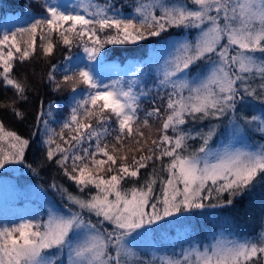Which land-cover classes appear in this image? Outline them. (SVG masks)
Listing matches in <instances>:
<instances>
[{"label":"snow or ice","instance_id":"6c2138e0","mask_svg":"<svg viewBox=\"0 0 264 264\" xmlns=\"http://www.w3.org/2000/svg\"><path fill=\"white\" fill-rule=\"evenodd\" d=\"M43 12L0 35V188L9 187L5 174L27 171L21 178L30 180L55 165L76 194L55 182L20 185L42 204L20 222L0 221V264H264V237L230 239L217 225L201 238L192 223L198 210L232 205L264 185V0H131L119 8L78 0L70 10L45 0ZM38 35L43 56L59 43L82 48L87 63L68 55L46 74L53 92L84 89L59 131L45 119L58 106L44 111L41 103V160L29 163L37 141L8 130L4 118H26L33 84L16 65L34 57ZM151 37L163 47L147 60L116 62L106 50ZM173 230L179 244L169 251L162 233Z\"/></svg>","mask_w":264,"mask_h":264},{"label":"trees","instance_id":"16d2710c","mask_svg":"<svg viewBox=\"0 0 264 264\" xmlns=\"http://www.w3.org/2000/svg\"><path fill=\"white\" fill-rule=\"evenodd\" d=\"M45 0H0V27L1 24L12 25L13 23H28L29 25L34 18L43 17V5ZM96 3L104 5L106 0H95ZM115 4L118 8L121 4L127 5L131 0H108ZM126 14L131 9L126 8ZM18 18L17 20H14ZM29 27V26H28ZM10 29V28H9ZM18 39H28L26 35H18ZM58 41V37H54ZM163 41L160 37H151L145 41H139L135 44L126 43L118 45H106V50L109 52L112 60L116 62H127L132 58H143L147 60L148 48L157 45ZM41 41L39 35L36 40V54L34 57L23 64L19 62L16 65V74L21 78H28L30 83L33 84V88L29 92L28 103L24 106L25 119H14L9 112L7 117L4 118L5 127L8 130L15 131L17 134L24 138H31L33 141H37L33 147H31L26 155L28 162L40 161L41 154L37 151L39 146V139L44 138V125L38 121L37 116L41 111V103L43 102L44 111H47V106L53 104L58 107L53 108L54 120L49 117V126L59 131L60 124L68 117L70 113V106L73 103L74 93L71 91L70 86H66L59 92H53L50 88H46V74L51 69V66L55 64L59 69L60 66L66 63L64 57L71 55L76 57L83 53L82 48L73 46L69 52L64 45L57 43V47L54 53L50 57H45L40 52ZM58 79L62 77V73L58 70L56 72ZM151 82L148 83V87H151ZM83 85H79L77 92H82ZM4 89L0 87V92ZM11 93L5 94V99L10 97ZM151 98L146 100L142 104V109L147 111L151 108ZM153 127H157L156 121H150ZM206 130V129H205ZM192 148L198 147V143H193ZM151 169L141 170L142 179L147 176V173ZM40 183L47 188L50 183L62 184L64 187L69 188L70 191L75 193V188L70 180H68L63 172L60 171L57 166L45 165L39 176H36ZM255 188L245 193L243 196H237L232 205L221 208H207L202 211L203 214L192 218V223L198 225V232L201 238L207 236L209 239L217 225L224 226L225 234L230 239H247L256 242L258 238L264 236V185L257 184ZM128 185H126L127 187ZM227 195V194H225ZM258 197L262 198V201H258ZM206 203L218 204L217 200L206 201ZM256 208H249L251 205ZM249 206V207H248ZM259 206V208H257ZM212 209V210H209ZM179 230H173L172 232L162 233L166 237L164 244L171 250L172 244H179L177 239V232ZM187 247V245H185Z\"/></svg>","mask_w":264,"mask_h":264},{"label":"rangeland","instance_id":"374dc122","mask_svg":"<svg viewBox=\"0 0 264 264\" xmlns=\"http://www.w3.org/2000/svg\"><path fill=\"white\" fill-rule=\"evenodd\" d=\"M56 2L59 3L62 8H65L66 10H70V7L72 5H76L78 3V0H56ZM17 19L18 18L14 20ZM28 26L29 24L24 22L13 23L12 25L1 24L0 35H3L5 32L10 34L11 32L16 31V29L18 28H26ZM162 47H163V41L159 42L157 45L149 47L147 58L151 55L152 50L154 48L159 49ZM83 57H84V53L76 57L73 63H81V64L87 63L86 60L82 59ZM100 74L101 76H107L108 75L107 69H103V68L100 69ZM81 93L82 92L75 93V98L79 99ZM29 176L30 173H28L27 171L24 172L17 171L14 173L4 175V180L9 187L0 188V221H4L5 223L20 222L21 217H26L32 213H37L40 211V207L42 204L40 198L35 193L26 194L20 191V185L28 183L31 185H36L40 189H47V188H45L40 183V180L36 176H31L30 180L21 178V177L27 178ZM47 191L49 198H52L51 190L49 189ZM55 199L57 200V203H59V198L55 197ZM258 201H262V198L258 197ZM216 208H221V207L218 206ZM249 208H256V207H254V205L252 204ZM257 208H259V206Z\"/></svg>","mask_w":264,"mask_h":264}]
</instances>
